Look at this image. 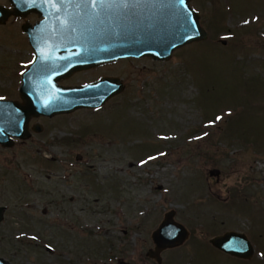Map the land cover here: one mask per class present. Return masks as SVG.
I'll return each instance as SVG.
<instances>
[{
  "label": "rangeland",
  "instance_id": "rangeland-1",
  "mask_svg": "<svg viewBox=\"0 0 264 264\" xmlns=\"http://www.w3.org/2000/svg\"><path fill=\"white\" fill-rule=\"evenodd\" d=\"M191 5L207 40L168 61L126 58L72 74L59 83L116 77L124 90L100 108L33 117L29 139L0 145L8 263L159 264L147 252L174 213L188 237L161 264H264V0ZM39 19L0 24L2 99L21 102L34 59L22 26ZM229 231L249 238L251 259L213 247Z\"/></svg>",
  "mask_w": 264,
  "mask_h": 264
},
{
  "label": "water",
  "instance_id": "water-1",
  "mask_svg": "<svg viewBox=\"0 0 264 264\" xmlns=\"http://www.w3.org/2000/svg\"><path fill=\"white\" fill-rule=\"evenodd\" d=\"M0 5V24L11 16L37 14L41 20L22 26L35 59L22 75L21 102L0 99V145L32 136L30 120L102 107L124 90L114 77L83 86H63L72 74L126 58L170 60L174 51L208 39L192 0H9ZM42 131L40 125L32 128ZM217 173L218 171L212 172ZM5 207L0 206V223ZM188 237L184 226L167 213L153 233L155 248L147 257L161 264L162 252L181 246ZM211 244L230 256L249 260L254 247L248 237L229 231ZM0 264L8 263L0 257Z\"/></svg>",
  "mask_w": 264,
  "mask_h": 264
}]
</instances>
